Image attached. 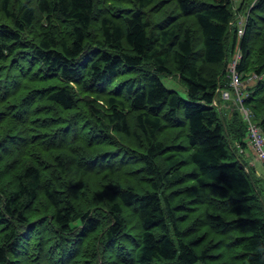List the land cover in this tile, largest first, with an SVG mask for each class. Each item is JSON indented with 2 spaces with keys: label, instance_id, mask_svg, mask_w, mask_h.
Listing matches in <instances>:
<instances>
[{
  "label": "trees",
  "instance_id": "16d2710c",
  "mask_svg": "<svg viewBox=\"0 0 264 264\" xmlns=\"http://www.w3.org/2000/svg\"><path fill=\"white\" fill-rule=\"evenodd\" d=\"M236 50L264 138V0H0V264H264Z\"/></svg>",
  "mask_w": 264,
  "mask_h": 264
},
{
  "label": "built area",
  "instance_id": "2783aa9c",
  "mask_svg": "<svg viewBox=\"0 0 264 264\" xmlns=\"http://www.w3.org/2000/svg\"><path fill=\"white\" fill-rule=\"evenodd\" d=\"M237 36L240 38L243 35V25L244 18L242 15L237 16ZM241 56L238 50H236L235 54L231 58L230 62L227 65V71L229 73V91H220V98L224 102L232 101L237 106V110H239L242 114L244 121L247 123V138L246 144L247 147L252 150L251 154H253L257 161L260 162L263 170H264V138L260 132V130L250 122V113L243 108V99L245 97L246 85L248 82H252L258 80L256 76H252L248 82H243L240 79V75L238 74L236 67L239 63ZM216 106V102L213 104ZM240 152H242L240 150ZM253 156V157H254Z\"/></svg>",
  "mask_w": 264,
  "mask_h": 264
},
{
  "label": "rangeland",
  "instance_id": "374dc122",
  "mask_svg": "<svg viewBox=\"0 0 264 264\" xmlns=\"http://www.w3.org/2000/svg\"><path fill=\"white\" fill-rule=\"evenodd\" d=\"M241 1L242 0H233V9L234 10H236V9L239 8V4H240ZM160 80H161V82H162V84L164 85L165 88H167L168 90L175 91L183 100H186L187 96H186L185 88L182 85V83L176 77H164V76H160ZM252 85H253L252 82H248V84L246 85V87L248 88V86L250 87ZM226 103H228V105L226 106L228 111L229 110L230 111H233L235 109L237 110V106L234 104V102L229 101V102H226ZM251 151L252 150H250V152ZM251 156L253 157L254 155L251 154ZM253 159L255 160V164L258 165V167H257L258 172H260L261 171V168H262L260 162L257 161V159H256L255 156L253 157ZM260 166H261V168H260Z\"/></svg>",
  "mask_w": 264,
  "mask_h": 264
},
{
  "label": "crops",
  "instance_id": "0c3cea01",
  "mask_svg": "<svg viewBox=\"0 0 264 264\" xmlns=\"http://www.w3.org/2000/svg\"><path fill=\"white\" fill-rule=\"evenodd\" d=\"M244 151H245L244 154L246 153V154L243 156V157L245 158V160L248 161V164H249L251 167H253V168L255 169L257 175H262L264 172H263L261 166H260L261 171L258 172V170H257L258 165L255 164V160H254L253 157L251 156L250 149L247 147ZM249 152H250V153H249Z\"/></svg>",
  "mask_w": 264,
  "mask_h": 264
}]
</instances>
